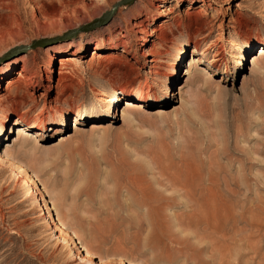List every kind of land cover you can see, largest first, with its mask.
<instances>
[{"label": "rangeland", "instance_id": "1", "mask_svg": "<svg viewBox=\"0 0 264 264\" xmlns=\"http://www.w3.org/2000/svg\"><path fill=\"white\" fill-rule=\"evenodd\" d=\"M116 2L0 0V264H264V0Z\"/></svg>", "mask_w": 264, "mask_h": 264}, {"label": "bare ground", "instance_id": "2", "mask_svg": "<svg viewBox=\"0 0 264 264\" xmlns=\"http://www.w3.org/2000/svg\"><path fill=\"white\" fill-rule=\"evenodd\" d=\"M135 0H127V1H122L119 3V5L116 7V9L113 11V13L110 15V17L106 20V23L105 22H102L101 24H98L97 22H94V24H88V25H85L86 22H84L82 19H80L78 16L76 15H69L67 17L66 20L63 21V26L65 27V29L67 30H77L76 32H71L70 35H76L78 34V32L80 30H88L90 28H93L90 32H82L84 33L85 35L89 34L91 36H97V32H104V31H107L108 30V33L106 34L107 37H109L110 35H114L117 31H120V29L124 28V29H129V28H133L135 27V29L139 30V31H144V29L146 28L145 26H143L142 22H145L144 21V18H146L150 12V8L148 5H144L142 7H136V5L134 6V10L131 11V12H126L128 8H126L124 6L123 3H127V4H131L133 3ZM120 6V7H119ZM119 7V9H118ZM109 11V10H108ZM118 11V12H117ZM117 12V14H116ZM116 14V15H115ZM115 15V17H114ZM200 15L201 13L200 12H188L187 13V18L189 19V21H193L194 23H198L200 22ZM114 17V20L112 21ZM135 19V20H134ZM95 21V20H94ZM112 21V23L110 25H108L110 22ZM97 23V24H96ZM124 24V26H122L121 24ZM142 24V25H141ZM85 25V26H84ZM97 25H102L103 27H98V28H94L96 27ZM105 25H108L105 27ZM118 26V28L116 29L115 26ZM141 26V27H140ZM39 27V26H38ZM38 29V28H37ZM26 30V29H25ZM29 30L33 31V30H36V28H29ZM27 31V30H26ZM24 32V31H23ZM30 32V31H29ZM23 34V33H22ZM66 34V33H65ZM162 36L164 35V33L162 32L161 33ZM32 35V34H30ZM29 35H25L24 37L20 38V43L18 45L21 46V45H25V47L27 48L25 51H27L29 48L31 47H28V45L30 44V39L27 37ZM161 36V37H162ZM17 47H14L11 52V54L14 56L16 54H22L24 53L25 51L23 52H16L14 53V50L16 49ZM23 55V54H22ZM20 55L18 56L16 59H15V62L18 60H22L23 59V56ZM63 77V74H62V71L60 72V79ZM20 172L19 174L23 175V177L25 176V170L24 169H20ZM20 175V176H21ZM25 181L26 183L30 184L33 186L34 188V192L35 194L39 193L37 190V183L34 179V177H31V176H25ZM41 196V194H40ZM34 197V196H33ZM43 198V197H42ZM46 205V204H45ZM61 222V225H60V229H61V233L64 232V228L65 226L67 225L65 221H60ZM67 231V230H66ZM68 232V231H67ZM60 233V235H61ZM66 233V232H65ZM64 233V234H65ZM63 234V235H64ZM67 234V233H66ZM70 234V233H68ZM66 238V236H64ZM75 244V243H74ZM84 250L85 252L87 253V255H91L94 253V251L87 247V246H84ZM122 246V245H121ZM96 255V254H95ZM91 260V259H90ZM123 261V260H122ZM246 261V260H245ZM131 264H134L133 262H130ZM247 264V263H246Z\"/></svg>", "mask_w": 264, "mask_h": 264}, {"label": "water", "instance_id": "3", "mask_svg": "<svg viewBox=\"0 0 264 264\" xmlns=\"http://www.w3.org/2000/svg\"><path fill=\"white\" fill-rule=\"evenodd\" d=\"M122 1H127V0H121ZM120 2H116L112 5V7L110 8L111 10L104 12L99 18L95 19V21H93L91 24H94V22H97L98 24L102 23V22H106V20L110 17V15L113 13V11L116 9V7L119 5ZM96 23V24H97ZM77 30H68L64 33V35L62 37H69L70 33L72 32H76ZM53 39L52 37L48 38V37H41L35 40H32L31 43L28 45V47H34L37 45H42L45 46L47 43L52 42ZM27 48L25 47V45H21L19 47H17L14 50V53H18V52H23L25 51ZM13 51V50H12Z\"/></svg>", "mask_w": 264, "mask_h": 264}]
</instances>
